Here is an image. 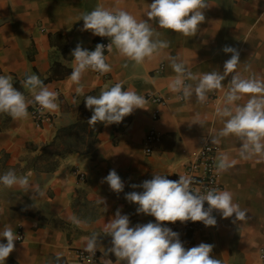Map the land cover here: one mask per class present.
I'll list each match as a JSON object with an SVG mask.
<instances>
[{
	"label": "crops",
	"instance_id": "crops-1",
	"mask_svg": "<svg viewBox=\"0 0 264 264\" xmlns=\"http://www.w3.org/2000/svg\"><path fill=\"white\" fill-rule=\"evenodd\" d=\"M150 3L0 0V75L12 76L14 86L32 99L21 81L26 75L36 74L57 93L59 104L56 111L46 110L51 120L44 124L34 120L35 105L29 106L26 119L14 120L0 113V175L9 170L17 175L30 174L32 185L27 192L18 185H0V230L9 225L17 236L6 264H89L78 252L85 251L93 233L105 251L111 247L112 237L103 229L117 209L130 216V226L155 220L137 214V204L128 202L125 193L142 192L143 188L131 185L142 184L155 174L171 180L185 174L184 165L199 152L201 137L212 139L223 127L216 109L224 106L235 74L230 73L222 82L224 87L208 92L201 103L195 95L186 99L182 92L169 90V82L177 75L171 66L173 58L183 60L194 74L223 73L225 61L233 55L223 48L231 46L240 55L236 71L244 78L264 79V0H206L209 6L203 9L205 20L195 36H184L148 20L145 10ZM98 5L110 10L121 8L137 20H147L157 34L154 38L167 41L168 47L137 64L120 56L113 46L106 57L111 71L101 74L89 69L76 84L69 80L72 49L81 43L90 50L97 36L90 30L81 31L84 21L75 20ZM117 82L142 96L147 92L160 94L165 102L145 100L144 108H136L120 123L90 126L87 121L92 111L85 107V96H98ZM187 83L194 85L196 81ZM78 87L82 94L77 93ZM250 95L244 94L235 103H246ZM197 117L203 125L193 122ZM151 127H156L161 139L154 152L147 154L143 140ZM241 143L230 135L214 145L218 162L221 154L235 161L226 171H220V180L222 191H230L234 203L246 210L245 218L237 220L235 214L222 218L220 211L214 210L217 225L189 234L183 242L186 248L201 242L212 244L211 255L221 264H260L258 252L264 247V156L241 158ZM111 169H116L125 182L119 194L102 182ZM103 199L105 204L97 203ZM71 216L81 224L73 223ZM162 223L173 229V222ZM19 232L24 239L19 238ZM103 255L101 252L100 259L92 264H101L104 258L122 264L113 253Z\"/></svg>",
	"mask_w": 264,
	"mask_h": 264
},
{
	"label": "clouds",
	"instance_id": "clouds-1",
	"mask_svg": "<svg viewBox=\"0 0 264 264\" xmlns=\"http://www.w3.org/2000/svg\"><path fill=\"white\" fill-rule=\"evenodd\" d=\"M208 6L206 0H151L145 12L148 20H155L161 28L174 30L184 36H195L199 25L205 20L203 9ZM81 19L84 21L81 31L90 30L93 35L108 37L110 43L107 46L98 43L94 50L86 49L78 43L72 49L71 56L74 59L69 80L76 84L80 83L83 74L89 69L101 74L111 71L105 49L111 53L115 46L120 56L140 64L159 49L168 47L167 41L154 38L157 34L147 20H137L134 15L121 8L110 10L98 5L90 12L81 13L75 21ZM223 51L233 54L225 61L223 73L212 71L194 74L183 60L173 58L171 66L177 75L169 82L168 88L174 93L182 92L186 99L195 95L202 103L208 92L222 89L225 78L230 73H235L229 82L224 106L216 109L223 127L218 135L212 136L211 142L219 144L220 138L234 135L242 142L239 152L241 158L264 156V79L242 77L236 71L240 63L239 52L231 46H225ZM186 80L196 83L188 84ZM21 83L32 93V99H27L14 86L12 76L0 75V113H7L14 120H21L29 116L30 105H38L42 112L58 110L57 93L50 90L38 75H26ZM76 91L80 94L83 92L79 87ZM244 94H251L247 102L236 104ZM84 99L85 107L92 111L87 122L93 127L97 123H120L136 108H144L146 103L141 94L125 90L122 82L102 90L98 96L87 95ZM193 122L203 125L198 117ZM234 163L227 154H221L217 167L219 171H226ZM29 176L30 174L17 175L14 170H9L0 175V185L8 188L18 185L27 192L32 189ZM102 182H106L117 194L125 189V182L116 169H111L102 178ZM192 182L189 176L183 174H180L178 180L155 174L154 178L145 180L142 184H132L131 187H141L143 191L126 192L125 199L137 204V214L153 216L155 220L130 226V216L117 209L103 229V233L112 237L111 247L105 251L99 246L97 234L93 233L86 241L84 250L95 255L99 248L104 257L113 253L122 264H221L219 259L211 255L214 247L212 244L201 242L197 246L186 248L180 234L162 223L191 220L201 221L205 226H216L218 221L213 215L214 210H219L222 218L232 217L233 214L237 220L245 218L246 210L234 203L230 191L210 189L201 193L198 188H192ZM35 190L39 191L38 188ZM205 202L208 203L207 208ZM97 203L105 204V201L98 200ZM69 219L77 225L81 224L75 216ZM2 238H6L7 242H3ZM16 239L11 226L6 225L0 230V264H6L15 248ZM101 264H113V261L111 258H104Z\"/></svg>",
	"mask_w": 264,
	"mask_h": 264
},
{
	"label": "built area",
	"instance_id": "built-area-1",
	"mask_svg": "<svg viewBox=\"0 0 264 264\" xmlns=\"http://www.w3.org/2000/svg\"><path fill=\"white\" fill-rule=\"evenodd\" d=\"M98 43H103L107 46L110 43V38L97 36L93 47L90 50H94ZM108 51L105 49V56L107 57ZM163 66L160 67V70ZM187 83V80H186ZM145 100L152 101L158 104H164L165 99L162 95L153 92H147L143 95ZM158 113L154 115V119H157ZM33 117L36 123L44 124L51 120V115L45 111H41L38 105H35L33 109ZM161 134L156 127H151L147 132L143 144L147 154H151L155 150L156 144L160 141ZM201 146L197 155L188 160L185 165V174L192 179V188L199 189L201 193H205L210 189H217L222 191V183L220 180V171L218 170V158L217 148L211 142V139L207 136H203L200 139ZM81 178H84L83 172H79ZM208 207V203L205 202V208ZM207 226L201 221L193 222L191 220L187 222L176 221L173 223V230L180 234L182 242L188 239L189 234H195L198 231L205 229ZM19 238L24 239V234L19 232ZM79 257L83 258L86 263L92 264L97 262L101 257V252L96 251L95 255H92L86 251L80 250L78 252ZM260 264H264V247H261L258 252Z\"/></svg>",
	"mask_w": 264,
	"mask_h": 264
}]
</instances>
